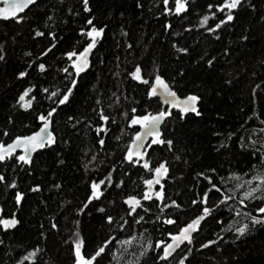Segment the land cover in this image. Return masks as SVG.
<instances>
[{
	"label": "trees",
	"instance_id": "16d2710c",
	"mask_svg": "<svg viewBox=\"0 0 264 264\" xmlns=\"http://www.w3.org/2000/svg\"><path fill=\"white\" fill-rule=\"evenodd\" d=\"M140 2L142 7L137 8L136 0H90L97 20L107 25V28L102 41L98 44L96 57L93 58L95 67L80 81L72 103L62 107L59 115L55 117L53 128L60 143L55 146V151L45 149L34 156L35 163L32 165L31 174L28 173L27 166L24 169L19 167L13 169L12 162L0 166V172L6 175L7 181L15 179L18 190L25 193L22 204L17 207L13 199L17 189L0 184V208L3 209V214L10 216L15 212L20 221L16 229L8 234L0 232V239L4 241V244L0 245V264H16L17 260L37 247L41 251L34 261H24V264H72L70 246L65 241L69 240L74 229V221L77 219L76 208L84 201L88 192L86 181L100 176L110 165L116 164L130 140V129L126 130L127 134L123 135L121 140L114 139L115 136L121 135V127L126 125V120L120 116L119 111L136 107L137 103L140 109L147 107L149 111L157 107L155 102L145 104L142 85L136 87L134 82L124 79L123 74L131 70L134 62H142L149 68L158 67L166 80L174 81L185 92L199 91L204 97L203 117L196 118L179 128V143L176 147L181 149L182 159L174 162L170 171L182 179L165 185L173 199H177V202L184 204L187 209V202L191 196L189 189L195 184L196 190H199L205 183L201 180L197 184L193 179L195 173L210 166L223 167L225 170L231 168L240 172L247 171L250 164L258 165V161L248 159L247 153L241 154L240 149L236 147L235 137L228 149L214 151L223 135L215 136L213 133H228L235 130L237 136L243 134L239 125L244 121L246 113L251 114L249 111L253 107L250 104L251 89L256 84H260L264 89V83H261L264 81V64L261 63L264 61V21L260 19L264 15V0H252L255 5L254 11L248 7L240 9L234 24L227 28L222 27L215 35L198 25L200 18L209 12L207 5L215 3L216 0H189L188 11L179 17L159 14L162 10L157 0ZM75 5L76 0H63V3H59L58 0H40L39 8L27 11L29 17L27 23L17 25L12 20L0 22V44L4 45L7 53L6 62H0V129L8 130L12 136L35 131L38 126L35 114L48 105L47 101H41L38 96L39 104L35 112L31 110L25 112L14 107L19 92L27 86L15 78L16 72L25 66V61L37 57L48 43L43 38H33L32 29L41 31L54 29L62 38L53 52L42 58L53 66L49 70V75L39 77L44 86L61 85L62 76L56 73L55 69L63 66L62 53L77 45L80 40L77 32L82 24V15H86L74 17L69 14L67 11L69 7H73L74 11L78 10ZM48 16H53V20L48 21L50 27L46 29L44 22ZM165 21L171 25L167 32L162 27ZM208 25L214 26L211 18ZM122 31L128 35L123 36ZM241 35H247L249 39L241 41L239 39ZM126 43L131 44L132 49H127ZM172 43L187 47L188 53L177 54L171 47ZM225 50L228 55H224ZM25 52H31L32 57H26ZM201 56H204V60H201ZM213 56L216 57L214 67L209 68L205 61ZM97 58L102 59L103 63H98ZM117 64L119 69L116 67ZM116 71L121 73L119 78L112 75ZM253 72L256 73L255 76ZM178 73H183V76ZM32 77L31 82L36 83L38 74L32 73ZM225 80H231L232 83L226 85ZM93 83H97L105 104L108 103L106 97L110 92L116 91L117 87L123 89L129 97L128 101H123L120 110L111 112L117 123L110 125L103 152L98 151L96 135L92 130L83 126H78V130L73 129L70 126L72 122L68 121V117L73 116L80 120H90L95 125L97 116L92 108L96 93L91 89ZM257 91L259 92V89ZM255 108L257 111L264 110V104L259 97ZM107 111L106 109V113ZM9 117L13 121L12 124L7 123ZM173 138L177 137L174 135ZM64 141L67 143H63ZM56 152L60 153L59 157L56 156ZM93 153L97 154V158L86 170L83 165ZM169 158L171 159L170 155ZM58 159L64 162L58 163ZM184 160H187V164L183 163ZM141 176L145 174L139 169L131 170L130 178L122 177L119 169L114 174V178L125 179L123 194L139 192L142 187ZM56 183L61 185L60 189L53 187ZM35 184L40 185L41 191L29 192V187ZM121 195L119 190L109 189L105 193L104 204L97 202V206H104L107 211L115 214L121 209ZM108 200L114 201V204L108 205ZM251 207L252 205L248 210H251ZM165 211L173 218L178 215L179 222L186 220L195 209L188 210L187 214ZM100 215L93 210L91 215L82 214L79 217L81 234L89 245V251L106 232V228L102 227L99 220ZM222 218L227 221L232 219V216L224 212ZM50 221L57 223V229H51ZM145 227L148 228L145 236L155 243L158 239L166 240L167 236L162 234L165 228L171 229L173 226L166 225L160 227L158 231H153L152 226ZM220 227L211 219L203 226L202 232L196 236L193 251L189 256L191 264H264V227L257 226L234 244L232 243L234 234L220 233ZM142 230L137 226L136 234L139 236ZM215 233H220L223 241L218 240L215 245L200 248V244L206 243L208 239H216ZM133 251L138 256V244L129 249V254L122 257L121 264H129L135 260L136 256L131 255ZM150 256L151 253L149 264ZM170 264L175 262L171 261Z\"/></svg>",
	"mask_w": 264,
	"mask_h": 264
},
{
	"label": "snow or ice",
	"instance_id": "6c2138e0",
	"mask_svg": "<svg viewBox=\"0 0 264 264\" xmlns=\"http://www.w3.org/2000/svg\"><path fill=\"white\" fill-rule=\"evenodd\" d=\"M63 3V0H58ZM3 7H0V20H12L15 24L20 25L27 23L29 17L25 10L31 12L33 8L40 7V0H0ZM161 5L159 14L170 16H181L188 11L189 0H157ZM76 9L69 7L67 11L72 16L82 15V24L78 29L77 35L80 40L77 45L72 46L69 50L62 53L61 63L63 66L55 69L56 73L62 76V84H50L44 86L39 77L49 75L52 65L47 63L46 58L57 47L61 37L55 30L41 31L32 29L33 38H43L48 41L39 55L34 59L25 61V66L18 70L15 78L22 81L27 86L22 88L16 98L14 107L23 109L25 112L36 111L39 104L37 97L41 101H47V107L35 114L38 126L35 131L28 134L12 136L6 129H0V166H6L12 162V167L24 169L31 174L32 165L35 163L34 153H40L47 149L55 151V146L60 143L57 140L56 131L53 128L55 117L59 115L62 107L72 103L80 81L89 75L91 69L95 67L93 58L98 52V44L102 41L107 25L100 23L94 15L90 0H76ZM136 7H142L140 0H136ZM248 7L255 10L252 0H216L215 3L207 5L208 13L200 18L198 27L205 28L209 33L216 34L217 30L222 27L227 28L234 24L240 9ZM219 14V15H217ZM210 18L214 21V26L208 25ZM264 21V15L260 17ZM53 20V16H48L44 22V27L49 28L48 21ZM66 23L67 21H63ZM207 25V27H205ZM163 29L167 32L171 25L167 21L162 24ZM190 31V29H185ZM127 36L126 32H121ZM178 35V33H172ZM219 39V36L216 35ZM241 41H247V35L239 37ZM127 49H132L131 44L125 45ZM171 47L177 54H187L188 48L177 46L172 43ZM26 57H32L31 52H25ZM205 55H207L205 53ZM224 55H228L225 50ZM6 50L3 44H0V62H6ZM118 59V58H117ZM204 60V56H201ZM216 57L213 56L205 61L209 68L214 67ZM98 63H103L102 59L97 58ZM264 64V61H261ZM153 64L155 62L153 61ZM119 69V64L116 65ZM32 73L38 74L37 82L32 83ZM116 78L121 76L119 71L113 72ZM126 81L134 82L136 87L143 86L145 104L155 102L157 107L149 111L147 107L140 109L137 103L136 107H130L126 110L119 111L120 116L126 120V125L121 127V135L114 137L115 140H121L122 136L127 134V129L131 130L129 142L123 149L120 160L96 178H91L87 183L88 192L76 208L77 219L74 221V229L68 241L72 255V264H121L122 257L129 254V249L134 245H139V254L136 256L133 251L131 255L136 256L135 260L129 264H149V254L151 264H191L189 256L193 251L196 236L203 230V226L209 219L220 225V233H233L232 243L247 236L257 226L264 227V110L257 111V97L264 104V89L260 84H256L251 89L250 104L253 106L249 109L250 115L245 114L244 121L239 125L243 134L237 136L236 131L228 133L214 132L213 135L221 136L223 139L214 147V151L228 149L233 137L236 138V147L241 154L247 153L248 159L258 161L257 164H250L247 171H233L216 167L196 172L193 179L197 184L202 180L204 186L196 190L194 184L189 189L191 196L187 202V209L177 199H173L167 191L165 185L171 181L182 179L170 171L174 162L181 161V149L176 147L179 143V128L186 125L196 118H202L204 97L199 91H183L174 81L166 80L161 74L158 67L149 68L142 62L132 63L131 70L124 74ZM183 76V73H178ZM256 73L253 72V76ZM98 82V81H97ZM226 85L232 83L231 80H225ZM264 83V81H261ZM91 89L96 93L94 107L92 111L96 113L97 120L95 125L90 120H80L73 116L68 117L71 121V127L78 130V126H83L92 130L96 135V145L98 151H104L105 137L109 132L110 125L116 124V119L111 115L113 110H120L123 107V101H128L129 97L124 90L117 87L116 91L110 92L106 97L108 103L105 104L101 98V93L97 88V83L91 85ZM259 89V92L257 91ZM119 93V94H118ZM219 95V93H217ZM106 109L108 110L106 113ZM252 122L251 124L249 122ZM258 122V123H257ZM7 123L12 124L11 117ZM247 125V127H245ZM177 138L174 139L173 136ZM63 143H67L64 141ZM161 153H166L161 155ZM171 156V159L169 158ZM59 157L60 153L56 152ZM97 154L93 153L84 168L87 170L88 165L95 161ZM58 163H63L58 159ZM183 163L187 164V160ZM127 165V168H125ZM259 167V170H258ZM121 170L122 177H129L133 169L142 170L145 176H141V190L136 193H124L125 179L114 178L117 170ZM146 177V178H145ZM0 184H5L7 188L17 189L14 192L13 199L15 205L19 207L25 197V193L18 190L15 179L7 181L6 175L0 172ZM54 188L60 189L61 185L56 183ZM111 189L119 190L121 195V209L119 212H109L104 206H97V202L104 204L105 193ZM29 192H40L39 184L30 186ZM231 202V203H230ZM253 202H255L253 204ZM108 205H113L114 201L108 200ZM252 205L251 210L249 206ZM195 209L186 220H179V216L173 218L165 210L175 211L176 213L185 212ZM101 214L99 220L102 227L106 228L103 238L91 246L85 241L81 234V220L83 215H91L92 211ZM224 212H228L232 219L225 221L222 217ZM123 213V214H121ZM236 218H242L237 220ZM20 224L15 212L10 216L3 214L0 208V232L8 234L11 230L16 229ZM145 225L152 226L153 231H158L160 227L173 226L171 229L165 228L162 235L167 239H158L153 241L145 236L148 228ZM137 226L143 229L136 234ZM43 227V225H41ZM51 229H57V223L50 221ZM215 233L216 239H208L206 243H201L200 248H207L210 245L217 244V241H223V236ZM43 235V233H41ZM143 238V240H141ZM4 241L0 239V245ZM198 250V249H197ZM41 251L35 248L24 255L16 264H24V261L33 260ZM219 251V248H217Z\"/></svg>",
	"mask_w": 264,
	"mask_h": 264
},
{
	"label": "water",
	"instance_id": "95a60500",
	"mask_svg": "<svg viewBox=\"0 0 264 264\" xmlns=\"http://www.w3.org/2000/svg\"><path fill=\"white\" fill-rule=\"evenodd\" d=\"M0 7H3V4L2 3H0ZM26 12L28 11V10H25ZM2 21H4V20H0V22H2ZM8 21H11V20H8ZM5 22V21H4ZM37 153H34L33 155L35 156Z\"/></svg>",
	"mask_w": 264,
	"mask_h": 264
}]
</instances>
